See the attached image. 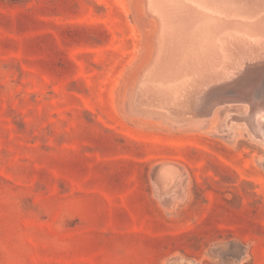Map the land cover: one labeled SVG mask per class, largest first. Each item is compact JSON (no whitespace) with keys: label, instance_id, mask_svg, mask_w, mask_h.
<instances>
[{"label":"rangeland","instance_id":"374dc122","mask_svg":"<svg viewBox=\"0 0 264 264\" xmlns=\"http://www.w3.org/2000/svg\"><path fill=\"white\" fill-rule=\"evenodd\" d=\"M147 1L0 0V264H264V63L226 66L264 61L235 29L264 6L175 0L165 21ZM171 42L193 61L168 64ZM179 72L208 77L186 120L157 104Z\"/></svg>","mask_w":264,"mask_h":264},{"label":"bare ground","instance_id":"6f19581e","mask_svg":"<svg viewBox=\"0 0 264 264\" xmlns=\"http://www.w3.org/2000/svg\"><path fill=\"white\" fill-rule=\"evenodd\" d=\"M149 1V2H148ZM147 1V3H148V5H149V7L150 8H154V9H156V10H160L161 12H162V18L166 21V19L164 18V17H166V14H164L163 15V13H164V9H166V8H164V6L165 7H167L168 8V4L167 3H170V5L173 7V8H175L176 6V2H175V0H148ZM193 1H195V0H193ZM216 1V0H215ZM243 1V0H242ZM183 2V0H181V2H179V3H182ZM195 2H197V1H195ZM202 2V1H201ZM207 2V1H206ZM212 2H213V0H212ZM223 2V1H222ZM246 2V1H245ZM251 2V1H250ZM257 2H259V1H257ZM185 3V2H184ZM211 3V2H210ZM220 3V2H219ZM235 3V2H234ZM175 4V5H174ZM213 4V3H212ZM216 4V3H215ZM218 4V3H217ZM226 4V3H225ZM239 4V3H238ZM253 4V3H252ZM221 5V4H220ZM224 5V4H223ZM227 5V4H226ZM242 5V4H241ZM245 5V4H244ZM158 6V7H157ZM204 6V5H203ZM216 6V5H215ZM229 6V5H228ZM253 6V5H252ZM236 7V6H235ZM162 8V9H161ZM193 8V7H192ZM217 8V7H216ZM222 8H223V6H222ZM237 8V7H236ZM251 8V7H250ZM257 8V7H256ZM190 9V8H189ZM214 9V8H213ZM242 9H244V8H242ZM253 9V8H252ZM152 10V9H151ZM170 10V9H169ZM220 10V9H219ZM231 10V9H230ZM248 10V9H247ZM257 10V9H256ZM159 11V12H160ZM167 11V10H166ZM189 11V10H188ZM204 11V10H203ZM239 11V10H238ZM244 11V10H243ZM249 11V10H248ZM153 12V11H152ZM250 12V11H249ZM227 13V12H226ZM246 13H248L247 11H246ZM193 14V13H192ZM214 14V13H213ZM216 14V13H215ZM242 14V13H241ZM159 15V14H158ZM212 15V14H211ZM233 15V14H232ZM243 15V14H242ZM250 15V14H249ZM264 15V14H263ZM160 16V15H159ZM159 16H158V18H159ZM170 16H171V14H170ZM235 16V15H234ZM241 16V15H240ZM259 16V15H258ZM167 17H168V15H167ZM218 17V16H217ZM243 17H244V15H243ZM172 18V17H171ZM236 18V17H235ZM248 18V17H247ZM252 18H253V16H252ZM163 19H162V22H164L163 21ZM169 19V18H168ZM262 20H263V18H261ZM161 20V19H160ZM253 20V19H252ZM176 21H178V20H176ZM188 21V20H187ZM194 21V20H193ZM236 21V20H235ZM250 21V20H249ZM161 22V21H160ZM167 22H170V21H167ZM183 22V21H182ZM242 22V21H241ZM260 22H263V21H260ZM259 22V23H260ZM166 23V22H165ZM165 23H163V27L165 26L164 24ZM177 23V22H176ZM186 23V22H185ZM233 23V22H232ZM235 23V22H234ZM238 23V22H237ZM241 24L242 23H240V26H241ZM255 24V23H254ZM258 24V23H257ZM162 25V24H161ZM166 25H167V23H166ZM238 25V24H237ZM245 25V24H244ZM248 25V24H247ZM251 26H249V28L250 29H248V26H247V29L246 30H242L243 29V26H242V29L240 28V30H242V31H244V32H247L248 34H254V36H256V38H257V35L258 36H262L263 38H264V28L262 27V26H260V24H258V26H259V28H257V26L256 27H253V24H250ZM232 26V25H231ZM255 26V25H254ZM222 27V26H221ZM260 27H262V28H260ZM167 28V27H166ZM226 28V27H225ZM237 28V27H236ZM162 29H164V28H162ZM162 29H161V31H162ZM238 29V28H237ZM212 31V30H211ZM233 31V30H232ZM164 32V31H163ZM162 33V32H161ZM212 33V32H211ZM163 34V33H162ZM162 34H160V35H162ZM172 35V34H171ZM210 35V34H209ZM229 35V34H228ZM231 35V34H230ZM165 35L163 34V36L162 37H164ZM201 36V35H200ZM226 36V35H225ZM234 36H235V34H234ZM161 37V36H160ZM200 38V37H199ZM254 38V37H253ZM164 39V38H163ZM258 39V38H257ZM259 39H260V37H259ZM164 40H166V39H164ZM170 40V39H169ZM204 40V39H203ZM237 40H238V38H237ZM191 41V40H190ZM242 41H244V40H242ZM242 41H240V43L242 42ZM162 42V41H161ZM169 42V41H168ZM175 42V41H174ZM233 42V41H232ZM248 42V41H247ZM246 42V43H247ZM258 42V41H257ZM209 43V42H208ZM213 43V42H212ZM238 43V42H237ZM254 43V42H253ZM162 44V43H161ZM164 44H166V41L164 42ZM197 44V43H196ZM216 44V43H215ZM191 45V44H190ZM242 45V44H241ZM243 45H244V43H243ZM247 45H248V43H247ZM258 45V44H257ZM257 45H256V47H257ZM262 45H264V44H262ZM157 46L159 47V45L157 44ZM161 46V45H160ZM165 46V45H164ZM163 46V47H164ZM189 46V45H188ZM215 46V45H214ZM249 46V45H248ZM162 47V48H163ZM211 47H212V45H211ZM218 45L216 46V48H217V50H218ZM241 47H243L244 48V46H241ZM253 47H254V45H253ZM252 47V48H253ZM255 47V48H256ZM260 47H261V45H260ZM159 48H161V47H159ZM161 48V50H163L162 52H164V50H165V48H163L162 49ZM176 48H177V45H176V43H173V42H171L170 43V52H169V56L167 57L168 58V64H170L171 63V65H172V67H174L175 65H177V64H182L183 62H186V64H187V62L188 61H193V59L195 58V56L196 55H188L189 54V50H188V48L187 49H185V47H182L181 49V54L180 55H183V57H179L178 56V54H177V50H176ZM229 48V47H228ZM239 48V47H238ZM252 48H250L251 50H252ZM254 48V49H255ZM263 48V46L261 47V48H257V50H259V49H262ZM193 49V48H192ZM208 49V48H207ZM240 49V48H239ZM242 49V48H241ZM247 49V48H246ZM248 50L249 51V56H252V55H250L252 52H254V51H252L251 52V50ZM160 50V49H159ZM160 50V51H161ZM180 50V49H179ZM202 50H204V49H202ZM215 50V49H214ZM232 50V49H231ZM235 50H237V49H235ZM242 50H244V52H245V49H242ZM159 51V52H160ZM219 51V50H218ZM220 51H221V48H220ZM230 51V50H229ZM247 51V52H248ZM261 51V50H260ZM158 52V53H159ZM228 52V51H227ZM237 52V51H236ZM235 51H234V54L236 53ZM239 52V51H238ZM240 52H242V51H240ZM239 52V53H240ZM244 52H243V55H245L244 54ZM255 52H256V50H255ZM258 52V51H257ZM262 52H264L263 51V49H262ZM224 53V52H223ZM238 53V54H239ZM163 54V53H162ZM162 54L160 53V55L162 56ZM219 54V53H218ZM221 54V53H220ZM237 54V55H238ZM247 54V55H248ZM253 54V53H252ZM255 54V53H254ZM259 54H260V52H259ZM262 54V53H261ZM260 54V55H261ZM264 54V53H263ZM204 55V54H203ZM222 55V54H221ZM220 55V56H221ZM242 55V56H243ZM206 55H204V57H205ZM224 56V55H223ZM235 56H236V54H235ZM234 56V57H235ZM241 56V57H242ZM264 56V55H263ZM198 57H200V58H202L201 57V54H199L198 55ZM215 57V56H214ZM219 57V56H218ZM222 57V56H221ZM239 57V56H238ZM248 57V56H247ZM240 58V57H239ZM238 58V59H239ZM243 58V57H242ZM246 58V57H245ZM250 58V57H249ZM252 58V57H251ZM251 58L249 59V60H251ZM154 59H156V58H154ZM233 59V58H232ZM235 59H237V58H235ZM247 59V58H246ZM253 59V58H252ZM255 59H257L256 57H255ZM259 59V58H258ZM159 60V59H158ZM204 60V59H203ZM224 60V59H223ZM230 60V59H229ZM246 61L245 59L244 60H241L240 61V59H239V62H235V60L234 61H232L230 64H229V62H227L228 64H226V66H227V68H234V70H233V73L235 74V73H237V71L239 70V72H241L242 70H247V69H252V68H256V67H261V65H263L262 63H264V61H259V62H257V63H255V64H253V63H248V62H250V61ZM205 61V60H204ZM219 61H221V58H220V60L218 59V62ZM231 61V60H230ZM210 62V61H209ZM235 62V63H234ZM195 63V62H194ZM203 63L204 62H202V64L201 63H199V64H201V65H203ZM206 63H208L207 61H206ZM152 64V63H151ZM185 64V63H184ZM191 64V63H190ZM190 64H188V65H190ZM193 64V63H192ZM198 64V63H197ZM197 64H196V66H197ZM261 64V65H260ZM187 65V66H188ZM206 65V64H205ZM204 65V66H205ZM209 65V64H208ZM208 65H206V67H208ZM181 66V65H180ZM195 66V65H194ZM192 67V66H188V67H192V68H196L195 70H197V67ZM225 66V65H224ZM237 66V67H236ZM155 67V66H154ZM171 67V69H173ZM176 67V66H175ZM174 67V68H175ZM179 67V66H178ZM223 67V66H222ZM259 67V68H260ZM157 68V67H156ZM168 68V67H167ZM191 68V69H192ZM208 68H211V67H208ZM226 68V67H225ZM230 68L228 69V71L229 72H231L230 71ZM258 68V69H259ZM164 69V68H163ZM169 69V71H170V68H168ZM186 69H188V71L189 70H191V69H189V68H186ZM186 69L184 70V72L186 71ZM204 68H202L201 67V70H199V68H198V72H196V71H194L193 69V71L194 72H196V73H199L200 74V71H202ZM261 69H263V68H261ZM154 70V69H153ZM191 70V71H192ZM211 70H213V69H211ZM151 71V70H150ZM158 71V70H157ZM172 71V70H171ZM193 71L191 72L192 74H193ZM221 71V70H220ZM261 71V70H260ZM153 72V71H152ZM155 72H156V69H155V71H154V74H155ZM168 72V71H167ZM173 72H175V70L173 71ZM224 72H225V70H224ZM247 72H249V71H247ZM251 72H253V71H251ZM256 72V71H255ZM157 73V72H156ZM169 73H171V72H169ZM176 73H177V71H176ZM195 73V74H196ZM203 73H204V71H203ZM202 73V74H203ZM167 74V73H166ZM173 74V73H172ZM171 74V75H172ZM220 74L221 73H219L218 75L220 76ZM241 74V73H240ZM251 73L249 72V75H250ZM179 75H180V72H179ZM196 75H198V74H196ZM245 75H246V72H245ZM248 75V74H247ZM247 75H246V77H247ZM153 76V75H152ZM163 76H164V74H163ZM176 76V75H175ZM207 76V75H206ZM223 76V75H222ZM221 76V77H222ZM252 77L254 76V75H251ZM145 77H147L146 75H145ZM150 78H151V76H149ZM177 80L179 81V76H178V73H177ZM183 76L182 75H180V78H182ZM187 77V76H186ZM200 77V76H199ZM214 77H216V76H214ZM225 78H227V76H224ZM164 78H165V76H164ZM172 78V77H171ZM219 78V77H218ZM240 78V77H239ZM250 78V77H249ZM162 79V78H161ZM160 79V80H161ZM168 79V78H167ZM174 79V78H173ZM182 79H184V78H182ZM207 79H208V77H205V76H203L202 75V80H196V82H192V84H191V82H187L188 81V79H184V83H180L179 82V84L178 85H176V82H178V81H176L175 82V80H174V82H173V80H172V82H170V84L172 85H174V86H176V90H178V91H176V90H174L173 88V86H171V88H172V92H170L171 90H169V94L167 93V92H165L164 90V92L167 94L166 96H164L163 98H161V99H158L157 101V104L158 105H160V106H165V107H167V108H172L175 112H179L180 111V109H182V110H184V109H186V110H188V112H190V114L188 113L187 115L188 116H186V118H189V117H191V116H197L198 115V113L197 112H195V110H194V108H192V101H193V98H192V96H193V91H198L199 90V87H201L202 85L204 86V83L207 81ZM210 79V78H209ZM217 79V78H216ZM229 79V78H228ZM143 80V79H142ZM145 80V79H144ZM156 80V79H155ZM170 80V79H169ZM231 80V79H230ZM245 80H246V78H245ZM141 81V80H140ZM146 81V80H145ZM145 81H144V83H145ZM149 81V80H148ZM148 81H146V82H148ZM152 81V80H151ZM164 81V80H163ZM242 81V80H241ZM249 81H250V79H249ZM139 82V81H138ZM142 82V81H141ZM150 82V81H149ZM158 82V81H157ZM157 82H156V84L155 85H157ZM161 82V81H160ZM185 82H187V83H190V84H187V83H185ZM212 82V81H211ZM240 82V81H239ZM239 82H238V84H239ZM243 82V81H242ZM241 82V83H242ZM155 83V82H154ZM226 83V82H225ZM183 84H186L185 86L183 85ZM230 84V83H229ZM237 84V83H236ZM243 84H245V82H243L242 83V85ZM145 85V84H144ZM143 85V86H144ZM137 86V85H136ZM141 86V85H140ZM147 87H149L148 86V84L146 85ZM145 86V87H146ZM158 86V85H157ZM202 86V87H203ZM213 86V85H212ZM240 86V85H239ZM145 87H143L144 88V90H145ZM168 87V86H167ZM189 87H191V88H193V90H189V91H184V89L185 90H188L189 89ZM236 87V86H235ZM237 88V87H236ZM141 89V88H140ZM151 89H153V86H152V88ZM157 89V88H156ZM155 88H154V90H156ZM159 89V88H158ZM157 89V90H158ZM166 89V88H165ZM168 89V88H167ZM179 89H180V91L181 92H179ZM210 90V89H209ZM147 91H150V90H147ZM246 91V90H245ZM244 91V92H245ZM140 92H141V90H140ZM160 92V91H159ZM144 93V92H143ZM155 93H157V92H155ZM140 94V93H139ZM139 94H137V95H139ZM145 94H147V92L145 93ZM148 94H149V99H150V92H148ZM160 94H161V92H160ZM143 96H141V97H139V98H143L144 97V94H142ZM156 95V94H155ZM163 95H165V94H163ZM213 95H215L214 93H213ZM145 96H147V95H145ZM158 96V95H157ZM156 96V97H157ZM200 96V95H199ZM152 97V96H151ZM161 97V96H160ZM138 98V100H140ZM146 98V97H145ZM200 98H201V96H200ZM216 98V97H215ZM147 99V98H146ZM152 99V98H151ZM195 99V98H194ZM202 99V98H201ZM217 99V98H216ZM247 99V98H246ZM153 100H156L155 98H153ZM247 100H249V99H247ZM141 102V101H140ZM202 102V101H201ZM153 103V102H152ZM156 103V102H155ZM206 103H207V101H206ZM209 103V102H208ZM213 103V102H212ZM140 104V103H139ZM145 104H146V102H145ZM195 104V103H194ZM203 104V103H202ZM204 105H205V103H204ZM203 105V106H204ZM197 107V106H196ZM199 108H200V106H199ZM204 109V108H203ZM206 109V108H205ZM167 111V110H166ZM203 111V110H202ZM256 113H258V112H256ZM263 114V113H262ZM181 115V114H180ZM259 115V114H258ZM249 116H251V115H249ZM253 116H254V113H253ZM157 117V116H156ZM191 118H193V117H191ZM195 118V117H194ZM237 118V117H236ZM252 118V117H251ZM254 118V117H253ZM249 119H250V117H249ZM259 119V118H258ZM262 119H264V118H262ZM165 121V120H164ZM248 121H250V120H248ZM261 122V121H260ZM252 123V122H251ZM170 124V123H169ZM250 124V123H249ZM254 124V123H253ZM253 124H250V127H251V125H253ZM228 125V124H227ZM255 126V125H254ZM256 127V126H255ZM262 127V126H261ZM256 129V128H255ZM263 130V129H262ZM255 131V130H254ZM258 131V130H257ZM259 132V131H258ZM258 134V133H257ZM260 135V134H259ZM262 139V138H261ZM178 166V165H177ZM170 168V167H169ZM169 168H167L166 166H164V167H158L157 169H156V174H155V177H156V179L160 182V184L162 185V187H170V186H172V184L174 183V178H175V174H174V172L173 171H171V169H169ZM179 173V172H178ZM158 186V185H157ZM159 187V186H158ZM163 189V188H162ZM174 190V189H173ZM172 193V192H171Z\"/></svg>","mask_w":264,"mask_h":264},{"label":"water","instance_id":"95a60500","mask_svg":"<svg viewBox=\"0 0 264 264\" xmlns=\"http://www.w3.org/2000/svg\"><path fill=\"white\" fill-rule=\"evenodd\" d=\"M259 6H257V10L258 9H261V7H263L264 6V0H260V2L259 3H257ZM253 6H255V5H253ZM253 6H251V7H253ZM199 9H201V10H204V11H207V13H208V16H211V14L212 13H214V12H212V11H210L209 9H207V8H199ZM251 9V8H250ZM256 9H252V14L248 17V18H251L252 17V15H253V13H256L257 12V10ZM255 10V11H254ZM262 10H264V9H262ZM261 11V10H260ZM211 12V13H210ZM220 15L218 16V17H220V18H222V19H225L226 20V15H230V14H227L226 12L224 13V12H222V13H219ZM223 14V15H222ZM217 16V15H216ZM211 17H213V16H211ZM235 17L236 16H234L233 15V19H235ZM220 28H221V25H220ZM238 32H239V34L241 35L240 36V38H242V40H248V41H253V42H256V41H258V42H256L255 44H264V38L262 37V36H260L261 38H260V40L259 39H254V40H249L248 39V36L250 35V34H248L247 32H244V31H242V30H240V29H237V28H235ZM263 38V39H262ZM247 42V41H246ZM230 45V44H229ZM228 45V46H229ZM246 43H244V46L246 47ZM220 46V45H219ZM222 49H223V51H224V53H229L230 51V49H227V47L226 46H220ZM230 48H232V45H230ZM237 47H235V49H236ZM234 49V48H233ZM228 50V52H226ZM223 53V54H224ZM230 100H232V99H230L229 97H223V98H221L218 102H213V103H209V104H207V108L204 110V111H202V113H200L199 114V117L200 118H205V117H208V116H210L211 114H212V112H213V110H214V108H215V106L216 105H218L219 103H221V102H226V101H230ZM199 106V105H198ZM192 108H194L195 109V107H194V105L192 106ZM169 110H170V112L171 113H173L178 119H181V120H186V116H188L187 114L189 113L190 114V112H188V110H186V109H184V110H182V109H180V111L179 112H175L172 108H168ZM181 114V115H180ZM198 117V118H199Z\"/></svg>","mask_w":264,"mask_h":264}]
</instances>
